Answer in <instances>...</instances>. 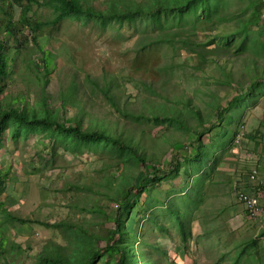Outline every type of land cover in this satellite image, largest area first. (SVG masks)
Masks as SVG:
<instances>
[{"label":"rangeland","instance_id":"rangeland-1","mask_svg":"<svg viewBox=\"0 0 264 264\" xmlns=\"http://www.w3.org/2000/svg\"><path fill=\"white\" fill-rule=\"evenodd\" d=\"M9 1L0 0L6 13L0 11V17L5 20L10 13L13 15ZM104 1L89 0L96 6ZM258 1L213 0L215 4L207 15L193 13L179 20L163 16V24L152 29L155 34H145L148 28L136 24L105 29L91 21L57 19L47 7L26 6L29 15L42 21V42L57 63L48 85H44L33 71L18 61L13 78L7 80L6 92L13 97L24 95L32 105L46 100L53 109L60 108L65 92L74 93L68 107L61 110V119L73 124L84 112L85 125L93 120L118 125L134 136L154 164L166 168L175 148L187 144L188 133L146 117L161 104L182 109L179 103L191 100L207 120L214 116L215 98L225 105L229 91V84L215 63L226 61L230 75L239 86L245 81L242 74L246 64L254 60L264 68V3L259 6L258 14L253 15L254 3ZM14 15L17 20L20 10ZM254 17L258 18V24H251L247 31L235 32L240 23ZM24 32L29 34L27 28ZM2 39L12 53L15 45L12 36H2ZM194 42L196 46L188 45ZM39 55L34 53L33 61L37 62ZM206 55L217 62L212 63ZM72 74L74 80L70 77ZM87 75L100 81L105 77L108 84L112 82L115 105L93 88L86 80ZM73 81L79 85L76 93L67 91ZM142 82L154 89L146 88ZM255 92L248 101L229 112L226 125L203 138L205 146L218 156V165L210 168L208 179L202 178L201 190L192 200L195 203L185 243L161 203L171 202L174 208L185 204L186 200L178 197L188 192L194 196V185L206 170L190 178L184 168L180 179H163L159 187L151 189V195L144 191L134 196L138 214L133 223L136 241L132 237L128 239L134 245L136 257L142 260L143 248L146 258L152 255L157 264H224L226 259H220L223 253L233 252L243 239L264 230V212L250 218L237 202L233 188L234 181L240 182L237 186L243 179L248 184L252 169L258 167L254 159L259 162L261 152L258 151L264 152V84ZM196 124L191 117L189 126ZM235 132L240 135L239 144L235 143L237 138H233L237 135ZM224 136L225 141L231 140V146L217 150L216 145H220ZM0 173L7 174L0 194L3 203L0 204V264H35L45 248L69 250L71 240L66 228L69 224L83 226L103 238L113 228L110 220L116 208L113 200L109 201L104 195L114 192L122 176L138 183L145 175L141 165L124 162L119 155L107 150L71 145L56 133L15 139L9 129L0 144ZM261 182H264V174L258 170L255 185H250L253 193L261 194L264 186ZM262 197L261 194V208L264 206ZM94 200L106 215L79 209L89 207ZM141 212L156 224L160 223L164 231L150 220L141 219ZM128 230L131 233V229ZM143 241L159 249L153 251L144 246ZM259 243L264 246V241ZM98 244L105 246L103 239H99ZM243 258L248 264H264V252H260V248H249ZM111 260L104 255L97 264H112Z\"/></svg>","mask_w":264,"mask_h":264},{"label":"trees","instance_id":"trees-1","mask_svg":"<svg viewBox=\"0 0 264 264\" xmlns=\"http://www.w3.org/2000/svg\"><path fill=\"white\" fill-rule=\"evenodd\" d=\"M23 3H26V5L23 6ZM212 3L213 0H105L101 6H96L90 3L89 0L9 1L8 7L12 8L13 15L10 13L7 17L8 20L0 17V144L7 129L10 130L15 139L34 135L42 136L44 133H56L62 136L64 141L69 140L71 145H89L92 148L96 147L119 155L124 162L141 165L145 173L138 183H135L130 177H120L114 192L110 195H104L109 201L111 199L116 204L113 217L110 220L113 223V228L106 236L103 238L98 237L83 226L66 225L70 234L71 248L69 250L61 248V251L56 248H45L39 262L35 264H97L98 259L104 255L112 258V264H140V261L141 264H157L152 255L146 258L147 252L143 248H141L142 260L140 257H136L134 245L129 243L128 237H132L134 242L136 241L133 226L135 218L138 216L135 211L137 200L135 197L144 191H149L151 195V189L156 186L159 187L163 179L164 181L180 179L184 168L190 178L193 174L202 175L206 170L204 176H201L199 182L197 181L194 185V196L191 195V192H188L184 197H178V199H185V204H178L179 208H174L171 202L161 203L162 208L169 213L175 222L181 239L185 243L188 230L190 232L193 213L192 204L195 203L192 200L196 199V195L201 190L202 178L208 179L207 174L210 168L218 165V156L216 157L214 150L205 146L203 138L213 130L226 125L225 122L229 112L238 107L240 103L248 101L253 93H256V89L264 84V68L254 60L250 64H246L242 74L245 81H242L240 83L242 86H239L233 76L230 75L231 71L228 70L226 61L220 64L214 57L206 55L205 57L211 60L212 63L217 62L215 63L216 67L223 73L224 80L229 84L226 104L222 105V100L215 98V104L212 103L214 105V116L209 117L207 120L203 119L200 111L196 110L191 100L178 102L183 106L182 109L171 104L169 106L167 103L161 104L158 110L153 111L146 117L149 121L167 123L188 133L187 144L184 147H176L174 155L166 164L167 167L163 168V165L154 164L155 161L149 158L145 148L135 140L134 136L119 128L118 125H114V127L101 120H93L85 125L83 122L84 112L78 115L73 124L61 119V110L68 107L70 98L74 93L65 92L61 96L60 108L53 109L48 106L46 100L32 105L26 101L24 95L13 97L6 92L7 80L13 78L18 61L23 62L27 70L33 71L44 85H48L51 73L57 63L56 58L42 42V21L35 18L34 15H29L26 6L36 4L39 7H47L52 13L56 14L57 19L70 18L81 22L91 21L102 28L105 27V29L113 25L128 24L127 26H132L131 24H136V26L142 25L148 28V32L145 34H155L152 29L163 24V16L166 19L179 20L178 18L193 13L202 12L207 15L211 6L215 4ZM263 3V0L254 3V16L258 14L259 6ZM21 7H23L22 10ZM18 10H20V16L15 20L14 13ZM0 11L6 14L2 6H0ZM258 21V18L254 17L252 20L240 23L235 32L247 31L251 24L256 25ZM25 28H27L29 34H25ZM7 35H11L15 42V45L12 46V53L8 50L7 42L2 39V36ZM155 41L159 43L158 39H155ZM188 45L196 46L197 44L194 42L188 43ZM171 48H174V46H171ZM34 53L40 54L36 58L37 62L33 61L32 55ZM73 76L72 74L70 77L74 80L75 77ZM102 79L103 81L92 79L90 75L86 77V80L92 84L94 89L99 90L112 105H115L112 95L113 84L112 82L108 84L105 77H102ZM142 84L146 88L154 89L144 82ZM78 88L79 85L73 81L68 86L67 91L73 90L76 93ZM191 117L197 122L193 127L189 126ZM235 137L237 138L235 143L239 144L240 135L237 134L233 138ZM225 140H227L226 136L220 140V145H216L217 150H220V147L228 149L231 146V140L229 142ZM6 182L7 174L2 175L0 173V194ZM131 198L133 201H130ZM0 204L3 203L0 202ZM89 205V207H78L88 212L106 215L98 208L95 200ZM181 208L186 209L185 212H182ZM246 213L250 217L247 211ZM140 217L143 220H150L152 225L164 231L160 223L156 224L152 218L146 217L142 212ZM129 228L131 233L128 232ZM99 239L104 240L105 246H99ZM260 240L264 241V230L257 236L243 239L233 252H222L220 259H226L227 262L224 264H248V261L244 260L243 257L249 248H260V252H264V246L260 245ZM142 244L149 246L153 251L159 249L153 243L143 241Z\"/></svg>","mask_w":264,"mask_h":264},{"label":"built area","instance_id":"built-area-1","mask_svg":"<svg viewBox=\"0 0 264 264\" xmlns=\"http://www.w3.org/2000/svg\"><path fill=\"white\" fill-rule=\"evenodd\" d=\"M257 171H253L250 175L251 180H256ZM235 197L238 203H240L250 214V217H259L261 214L260 197L264 195V186L261 189V194L248 193L240 189V185L237 186V182L234 183Z\"/></svg>","mask_w":264,"mask_h":264},{"label":"crops","instance_id":"crops-1","mask_svg":"<svg viewBox=\"0 0 264 264\" xmlns=\"http://www.w3.org/2000/svg\"><path fill=\"white\" fill-rule=\"evenodd\" d=\"M255 135V134H254ZM252 137H254V136H252ZM254 139H255V137H254ZM259 150V149H258ZM257 150V151H258ZM259 152H261V156H260V160H259V162H257V160L256 159H254V162H256L254 165H258V167L257 168H254V169H252V171H251V173L253 172V171H257V174H258V170H259V172L261 173V174H264V152L261 150V151H258V153ZM254 156H256V155H254ZM251 173H250V175H251ZM250 175H249V182H248V184L246 185V182L244 181V179L243 180H241V184H239V185H241L240 186V189L241 190H243V191H246V192H248V193H253L254 191H253V189H252V186H250L251 184H253V185H255L254 183H255V181L256 180H251L250 179ZM234 182H238V181H234ZM238 183H240V182H238ZM260 184H264V182H261ZM263 187V186H262ZM260 189H261V187H259ZM253 191V192H252ZM263 199H264V197H262ZM261 198V199H262ZM264 201V200H263ZM261 203H262V200H261ZM264 203V202H263ZM264 205V204H263ZM244 208V207H243ZM244 210H245V208H244ZM263 212H264V206H262V208H261V214L263 215ZM261 214H260V216H261ZM263 217H264V215H263Z\"/></svg>","mask_w":264,"mask_h":264}]
</instances>
